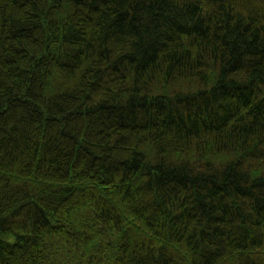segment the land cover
<instances>
[{"label": "trees", "instance_id": "1", "mask_svg": "<svg viewBox=\"0 0 264 264\" xmlns=\"http://www.w3.org/2000/svg\"><path fill=\"white\" fill-rule=\"evenodd\" d=\"M0 264H264V0H0Z\"/></svg>", "mask_w": 264, "mask_h": 264}]
</instances>
